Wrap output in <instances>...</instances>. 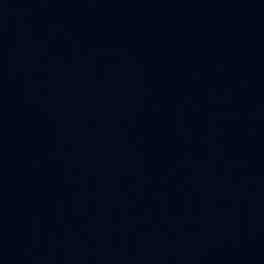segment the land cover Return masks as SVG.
Segmentation results:
<instances>
[{
    "label": "water",
    "instance_id": "water-1",
    "mask_svg": "<svg viewBox=\"0 0 264 264\" xmlns=\"http://www.w3.org/2000/svg\"><path fill=\"white\" fill-rule=\"evenodd\" d=\"M0 264H264V0H0Z\"/></svg>",
    "mask_w": 264,
    "mask_h": 264
}]
</instances>
